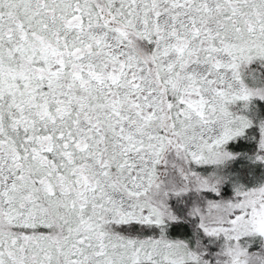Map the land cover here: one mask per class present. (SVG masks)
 Segmentation results:
<instances>
[{
    "label": "rangeland",
    "instance_id": "374dc122",
    "mask_svg": "<svg viewBox=\"0 0 264 264\" xmlns=\"http://www.w3.org/2000/svg\"><path fill=\"white\" fill-rule=\"evenodd\" d=\"M12 1L15 14L10 2L0 11V104L15 102L21 121L10 135L0 111L14 159L0 158V264H264V181L247 188L233 175V196L213 197L233 159L227 144L264 103L252 69L264 64V0H69L68 18L42 8L60 0ZM32 16L53 28L34 32ZM38 84L61 104L99 94L77 118L56 115L46 96L47 106L22 97ZM188 197L181 206L214 251L200 237L165 238ZM134 222L161 234L117 233Z\"/></svg>",
    "mask_w": 264,
    "mask_h": 264
},
{
    "label": "trees",
    "instance_id": "16d2710c",
    "mask_svg": "<svg viewBox=\"0 0 264 264\" xmlns=\"http://www.w3.org/2000/svg\"><path fill=\"white\" fill-rule=\"evenodd\" d=\"M8 2H10L11 4L10 11L15 14L17 5H14L15 2L12 0H6V2L5 0H0L1 13L5 14L7 13V10H9L7 6ZM64 9H62L61 12ZM31 18H33V16ZM46 22L47 23L45 24V26L48 27L50 23L48 21ZM29 25L32 26V30L34 29V27H36L35 22L32 23L30 21ZM142 40L144 44L147 43L145 39L142 38ZM252 69L253 72L258 75L260 83L264 85V64L255 63L252 66ZM5 110L6 107L0 104L1 113L4 116H7L5 114ZM261 120H264V103H262V105L260 104L257 107L256 115L252 120V124L250 125V127H247L240 137L227 144L226 149L233 155V159L227 164L225 168H221L220 170L222 175L225 177V183L221 187L220 194L218 196H213L214 198L216 197V202H227V200H229L235 193V189L232 185V180L235 179L233 175H241L243 186L247 188L264 181V164L258 160L260 157L261 159H264V149L262 146V130L260 128ZM12 133L13 132L11 131V134ZM5 142L7 143V139L3 137L2 131H0V158L3 160V162L6 160H11V158L3 154V151H5V149H3L2 144ZM188 198L189 199L186 198L185 200L181 199L177 202L178 204L176 206V209H178V221L163 226L162 229L164 230L165 238L169 241H190L192 244H194L195 241L200 237L201 241H203V245L207 247L208 251L211 247V241L209 240L211 236H207L202 229L197 227L195 220H193L188 215V206H185L184 208L181 206V202L186 205L190 203L191 198ZM174 205H176V202ZM116 231L123 237H138L140 239H143L145 237L155 238L161 234L160 228L158 227H152L136 222L120 224L116 227ZM210 249L214 251V249Z\"/></svg>",
    "mask_w": 264,
    "mask_h": 264
},
{
    "label": "flooded vegetation",
    "instance_id": "af4514ba",
    "mask_svg": "<svg viewBox=\"0 0 264 264\" xmlns=\"http://www.w3.org/2000/svg\"><path fill=\"white\" fill-rule=\"evenodd\" d=\"M61 3H64V10L61 12V10L59 9V6L61 5ZM70 3H72V2H70L69 0H60L59 1V3L58 4H56L57 5V7L55 6V7H46L45 5H42L43 7L42 8H44V9H46V10H52V9H55V13L56 14H58L59 12H60V14L62 15V17H66V18H68V15H67V13H69V9L71 10V13H75V10H72L73 9V4H70ZM70 4V5H69ZM8 6V5H7ZM9 8V7H8ZM37 9V8H36ZM10 11V10H9ZM11 13H12V11H10ZM41 15L44 17V15H43V13L41 12ZM114 21H116L117 22V20L115 19V17L113 16V15H111V16H108V17H106V20H105V22H104V24H105V26H107L108 25V23L110 24V25H112V23L114 22ZM34 22H35V24H36V27H34L35 29H33V31L35 32L36 31V29L37 28H39V26H44V30H46L50 25H51V27L53 28V26H52V22L53 21H51V23L49 24V26L48 27H46L44 24H43V21L42 20H34ZM47 22H45V24H46ZM115 26H118L117 24H115ZM65 32V30H63L62 31V33H64ZM51 33V32H50ZM52 34V33H51ZM38 36H44V34L42 33V32H38ZM82 44V43H81ZM57 51H59L58 50V48H55ZM54 49V50H55ZM60 50H62V51H64V54H65V52H69V50H70V48H69V46L68 47H65V46H63V47H60ZM106 78V77H105ZM62 79H64V81H67L68 80V77L66 76V75H64L63 77H62ZM106 80L108 81V79L106 78ZM72 81H73V79H72ZM38 83H40L39 81H37ZM74 82V81H73ZM118 84V83H117ZM19 87V86H18ZM38 87H39V92L38 93H29V94H27V95H25V96H22L23 98H25V97H27V98H31V99H41V101L43 102L42 104L43 105H45V106H47V104H45V102H44V97L46 96V94H47V89H49L50 87L48 86V85H45V87H43L42 85H40V84H38ZM106 89H108V86H106V88L105 89H103V90H106ZM94 92L95 91H93V92H90L89 93V95H85L84 93H81V92H76V94L79 96L80 94H82L83 96L82 97H79V98H81L82 100L81 101H77V100H75V101H71V102H67V103H63V104H61L60 102H58L56 99L54 100V97H51V98H49V97H47L46 96V98L50 101L49 102V104L50 105H48L49 106V108H51V107H53V109H51L52 111H53V113L54 114H56V113H58V111H59V109H65V110H68L67 111V113H65V115H70V116H75V118H77V117H79V115H80V113H78V111H79V109H80V107H82L83 109H89L90 110V107L91 106H93V104L95 103L94 101H95V99H97V96H98V94H96L95 95V97L94 98H91V95H93L94 94ZM100 92V91H99ZM49 95H51L50 94V92H49ZM52 100H54V101H52ZM97 104V103H96ZM3 105H7V104H3ZM98 105H99V103H98ZM8 107H6V110H5V114L7 115V125L8 126H12V128H10V130H9V134L10 135H13V134H16V135H19V133L17 132V130L15 131V129H13V126H15L16 124H18L17 122H19V121H21V114H19V112H17V108H16V106H15V102H13V106L14 107H10L9 105H7ZM100 106H101V104H100ZM101 107H103V106H101ZM91 109H92V107H91ZM13 110V111H12ZM54 110H55V112H54ZM88 110V111H89ZM60 112V111H59ZM15 115H17V116H15ZM57 115V114H56ZM85 115V114H84ZM12 116H14V117H16V121L12 118ZM86 117L88 118V116L86 115ZM48 120H50V118L48 119ZM96 121L98 122H96V125H94L93 123H91V122H87V121H85L86 122V127H87V135H90L91 133L92 134H96V131H100V128L98 129V127H101L100 126V122H99V120H97L96 119ZM45 125H47V124H45ZM36 126H40V124H38V125H36ZM89 126H91V127H89ZM13 130V131H12ZM0 131H2V135H4V131L2 130V129H0ZM11 131L13 132L12 134H11ZM100 134H102L101 136L102 137H104V139H105V136H106V133H102V132H100ZM97 135V134H96ZM101 136H98V137H101ZM7 139V138H6ZM6 145V144H5ZM85 151H83L82 153H84ZM100 154H101V152H99L98 153V157H100ZM82 154H81V151H79L78 152V154H75V156L74 157H71V160L73 161V163L75 164V165H79V163L81 162V159H80V156H81ZM7 156V155H6ZM21 158H22V160H25V159H27V156H23V155H19ZM77 156V157H76ZM7 157H9V158H11L10 156H7ZM11 160L12 161H14V159L13 158H11ZM16 160L17 161H19L18 160V158H16ZM41 201H42V199H40ZM40 201V202H41ZM43 205H45V204H43Z\"/></svg>",
    "mask_w": 264,
    "mask_h": 264
}]
</instances>
